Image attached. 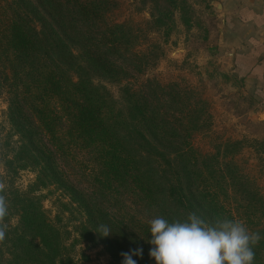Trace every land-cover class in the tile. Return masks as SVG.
Masks as SVG:
<instances>
[{
  "label": "trees",
  "instance_id": "obj_1",
  "mask_svg": "<svg viewBox=\"0 0 264 264\" xmlns=\"http://www.w3.org/2000/svg\"><path fill=\"white\" fill-rule=\"evenodd\" d=\"M162 1L175 7L176 0ZM111 4L0 0V93L6 92V119L17 137L8 152L0 148V182L8 201L0 264H74L72 252L82 242L101 245L108 264H123L121 253L136 248L143 249L142 257L133 256L137 264H156L149 256V221L157 216L183 221L191 212L209 221H243L262 237L253 264H264V200L254 191V202H229L227 178H248L227 176L219 152L202 154L187 141L205 126L203 108L184 106L180 118L166 114L172 106L162 107L158 94L125 83L149 64L135 49L138 29L107 19ZM159 12L155 25L171 14ZM104 81L118 84L117 99ZM151 84L168 87L155 80L145 86ZM77 148L93 154L99 195L77 186L59 162ZM25 169L34 179L21 189L15 181ZM53 193L63 199L52 219L43 202ZM127 193L151 214L131 216L134 231L105 204L109 195ZM99 224L111 233L103 236Z\"/></svg>",
  "mask_w": 264,
  "mask_h": 264
},
{
  "label": "rangeland",
  "instance_id": "obj_2",
  "mask_svg": "<svg viewBox=\"0 0 264 264\" xmlns=\"http://www.w3.org/2000/svg\"><path fill=\"white\" fill-rule=\"evenodd\" d=\"M111 1L107 19L114 23L124 22L132 31L138 29L135 49L146 54L149 64L140 73L131 72L125 83L135 90L158 94L162 107L172 106L166 114H177L180 118L178 111L184 106L203 108L202 124L205 126L203 130L191 133L187 141L202 154L219 152L221 162L227 161V176L236 172L248 178L247 181L227 178L225 188L229 202L234 205L254 202V191L264 200V105L259 103L255 87L232 71L227 49L223 46L224 33L221 39L216 23L218 15L209 9V0H176L175 7L162 0ZM160 10H170L171 14L160 21L163 24L155 25L153 18ZM151 80L168 87L161 90L152 88V84L145 86ZM103 83L117 99L118 84ZM6 111L7 95L3 90L0 93L2 152H8L17 138L10 130ZM235 141H240L238 147L227 146ZM58 158L77 186L89 193L100 194L93 179L97 170L93 154L77 148ZM33 179L32 171L21 170L15 184L24 189ZM58 194H48L43 202L52 219L61 210ZM105 204L118 219L127 222L130 231H134L128 222L131 216L151 218L136 195H109ZM62 218L67 220L69 214ZM72 259L74 264L109 262V256L101 245L86 242L74 248Z\"/></svg>",
  "mask_w": 264,
  "mask_h": 264
},
{
  "label": "clouds",
  "instance_id": "obj_3",
  "mask_svg": "<svg viewBox=\"0 0 264 264\" xmlns=\"http://www.w3.org/2000/svg\"><path fill=\"white\" fill-rule=\"evenodd\" d=\"M6 185L0 182V241L5 239L8 224ZM153 247L149 256L156 264H253L254 248L262 239L258 232L250 231L243 221L217 218L209 221L196 212L186 220L157 216L149 221ZM97 231L108 236L111 229L99 224ZM142 248L122 252L123 264H137L133 256H141Z\"/></svg>",
  "mask_w": 264,
  "mask_h": 264
},
{
  "label": "crops",
  "instance_id": "obj_4",
  "mask_svg": "<svg viewBox=\"0 0 264 264\" xmlns=\"http://www.w3.org/2000/svg\"><path fill=\"white\" fill-rule=\"evenodd\" d=\"M214 1L225 15L223 46L234 53L232 71L255 87L264 105V0H209V9L219 15Z\"/></svg>",
  "mask_w": 264,
  "mask_h": 264
},
{
  "label": "water",
  "instance_id": "obj_5",
  "mask_svg": "<svg viewBox=\"0 0 264 264\" xmlns=\"http://www.w3.org/2000/svg\"><path fill=\"white\" fill-rule=\"evenodd\" d=\"M213 4L215 6L216 11L219 13L216 23L219 29V34L221 36V39H223V27L225 23V15L221 10V4L219 2L214 1ZM228 56H229V62H231V60H233L234 53L230 51L228 52Z\"/></svg>",
  "mask_w": 264,
  "mask_h": 264
}]
</instances>
